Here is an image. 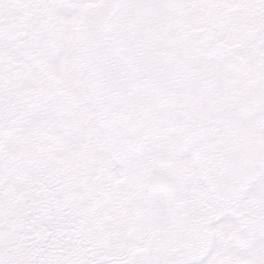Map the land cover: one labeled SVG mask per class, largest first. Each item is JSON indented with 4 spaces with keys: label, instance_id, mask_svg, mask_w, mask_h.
<instances>
[{
    "label": "snow or ice",
    "instance_id": "snow-or-ice-1",
    "mask_svg": "<svg viewBox=\"0 0 264 264\" xmlns=\"http://www.w3.org/2000/svg\"><path fill=\"white\" fill-rule=\"evenodd\" d=\"M0 264H264V0H0Z\"/></svg>",
    "mask_w": 264,
    "mask_h": 264
}]
</instances>
